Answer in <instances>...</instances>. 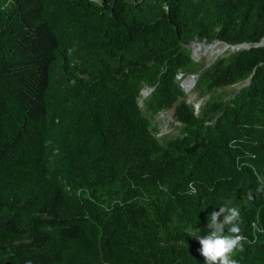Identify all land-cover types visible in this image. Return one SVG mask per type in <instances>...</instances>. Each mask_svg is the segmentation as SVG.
Wrapping results in <instances>:
<instances>
[{
    "label": "trees",
    "instance_id": "trees-1",
    "mask_svg": "<svg viewBox=\"0 0 264 264\" xmlns=\"http://www.w3.org/2000/svg\"><path fill=\"white\" fill-rule=\"evenodd\" d=\"M216 39L261 42L264 0H0V145L19 129L0 160V264H201L186 229L207 234L226 201L264 228V46L195 61L191 43ZM180 72L201 95L251 80L196 117ZM170 109L182 127L162 141ZM55 148L74 162L58 179ZM252 249L242 264H264V232Z\"/></svg>",
    "mask_w": 264,
    "mask_h": 264
},
{
    "label": "clouds",
    "instance_id": "clouds-1",
    "mask_svg": "<svg viewBox=\"0 0 264 264\" xmlns=\"http://www.w3.org/2000/svg\"><path fill=\"white\" fill-rule=\"evenodd\" d=\"M96 3L101 4V0H92ZM196 42L201 43L204 42V47L207 46L205 44H208L213 46V43L215 44H223L227 47L228 51L225 56H228L230 53L241 51V50H249L251 47H263L264 46V39L259 43H243L238 45H232L225 41L216 39L212 43H208L206 41H193L191 45L189 46L192 51V56L194 58L193 53V47ZM71 54V50L69 52ZM220 58V57H219ZM195 61H197L194 58ZM198 62V61H197ZM216 62V61H215ZM214 62V63H215ZM204 64V63H199ZM206 65V64H205ZM207 66V65H206ZM210 66V65H209ZM182 76L181 78H179ZM183 77L186 80V86H182V83L180 82ZM198 77V79H197ZM192 78L193 79V87L189 90L187 82L188 80ZM177 82L179 83V86L181 90L183 91V95L186 99V104L190 105L194 110V115L196 117L201 116L202 110L204 106L211 100V98L214 95H221V97H229L230 95H234L236 92L242 90L243 88H246L250 85V79H247L245 81L236 83L234 85L227 86L225 88L218 89L217 91L213 93H209L206 95H201L199 90L197 89L198 82L200 80V73H192V74H186L184 72H180L177 75ZM180 80V81H179ZM196 89V94L198 96L197 103H190L188 100V97L186 95L187 93H190ZM154 88H144L141 91V97L139 99V105L142 108L144 100L150 96ZM230 90V91H228ZM172 111V117L171 120H174L173 123L175 124L172 126V130H175L176 132H172L170 134H165L160 129L159 122H156V119L162 115L164 116L166 113ZM154 126H152L153 131L155 132V135L158 139L162 141H167L169 139L174 138L176 135L178 136L180 133V129L182 127L181 122L177 121L175 119V110L170 109L167 111H162L158 113V115L155 117ZM20 124V123H19ZM207 125H210L211 122H207ZM42 135H48L50 134L47 132V130L42 126ZM170 126V124H169ZM19 129L17 125L13 128H10L7 133L6 137V143L4 145H0V160L3 157L5 151L8 147L13 146L14 147V137L18 133ZM174 133V134H173ZM173 134V135H172ZM15 148V147H14ZM67 152L64 149H58L55 148L53 152L49 155L48 158V166L51 170V173L53 176H55L57 179L69 168H71L74 165L73 161H70L67 158ZM17 159L16 151L14 154L7 159V161L3 164L4 168L10 169ZM247 163L241 164V169H243L245 166H247ZM41 181L42 178L38 177ZM188 195H195L196 194V188L194 185L190 182L188 185ZM256 192H264V184L261 185L258 189H256ZM247 200L253 199V193L249 191L246 194ZM219 210H213L210 214V216L207 217L208 223L206 225L207 227V234L201 235L200 229L196 228L193 229L191 226H189L186 229V232L189 234V236L194 237L199 242V247L197 252L199 253V256L201 257V264H242V260L247 257L248 254L253 253V244L257 242L259 234H262L264 232V228L260 222L259 214L261 213L260 209L256 210L255 213L252 212V208L250 206V202H248L247 205H244L241 208L232 206L231 201H226L222 205H220ZM254 214L257 215L256 220L252 222V229L251 233L253 234V238L248 236V232L246 230V224L247 221L244 217Z\"/></svg>",
    "mask_w": 264,
    "mask_h": 264
},
{
    "label": "rangeland",
    "instance_id": "rangeland-1",
    "mask_svg": "<svg viewBox=\"0 0 264 264\" xmlns=\"http://www.w3.org/2000/svg\"><path fill=\"white\" fill-rule=\"evenodd\" d=\"M203 43L204 42H201V43L196 42L194 45H192V47H193V53H194V58L199 63H204L207 66L213 64L219 57L225 56L226 53L228 52V51H223L221 53H218V52L217 53H213L214 52L213 49L208 48V47H210V45L205 44L207 46L204 47V44ZM215 44L213 43V45H215ZM181 77L182 76H180L179 78H181ZM197 79H198V77H197ZM180 82L182 83V86L183 85L186 86V80H185L184 77H183V79ZM189 82H190V84H189ZM192 83H193L192 78H190L188 80V82H187V85H188L189 90L192 89V88H190L191 85L193 86ZM228 91H230V90H228ZM196 93H197L196 92V89H194L190 93H187L186 92V95H187L188 100H189L190 103H197V101L199 100ZM172 114H173V112L170 111V112L166 113L164 116L160 115L156 119V122H159V124H160V129L163 132H165V134H170L172 132H176L175 130H172L171 129L172 126L175 125L173 123L174 120H171ZM169 124H170V126H169Z\"/></svg>",
    "mask_w": 264,
    "mask_h": 264
},
{
    "label": "bare ground",
    "instance_id": "bare-ground-1",
    "mask_svg": "<svg viewBox=\"0 0 264 264\" xmlns=\"http://www.w3.org/2000/svg\"><path fill=\"white\" fill-rule=\"evenodd\" d=\"M208 48H210V49H213V53H221V52H223V51H226L227 50V47L225 46V45H223V44H220V43H218V44H215V45H213V46H211V47H208ZM206 49V48H205ZM214 55V54H213ZM214 57V56H213ZM192 81H193V79H192ZM189 84H190V82H189ZM193 86L191 85L190 86V88H192Z\"/></svg>",
    "mask_w": 264,
    "mask_h": 264
}]
</instances>
